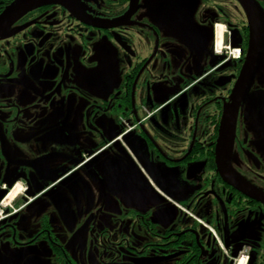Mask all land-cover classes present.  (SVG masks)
Returning <instances> with one entry per match:
<instances>
[{"label": "flooded vegetation", "instance_id": "obj_1", "mask_svg": "<svg viewBox=\"0 0 264 264\" xmlns=\"http://www.w3.org/2000/svg\"><path fill=\"white\" fill-rule=\"evenodd\" d=\"M242 248L264 264V0H51L0 34V264Z\"/></svg>", "mask_w": 264, "mask_h": 264}, {"label": "water", "instance_id": "obj_2", "mask_svg": "<svg viewBox=\"0 0 264 264\" xmlns=\"http://www.w3.org/2000/svg\"><path fill=\"white\" fill-rule=\"evenodd\" d=\"M51 0H16L11 6L5 9L0 14V34L7 29L9 25H11L18 17H20L22 14H24L29 9L33 8L34 6L45 3ZM253 41V39H252ZM251 41V44H252ZM252 49L249 51L246 63L249 59L252 57L255 59V55L252 54ZM246 66V65H245ZM247 68V67H246ZM244 67V70L242 72L241 80L244 82L245 76L247 75V69ZM242 84V83H241ZM226 127L223 126L222 133L225 132ZM224 137V136H223ZM231 145V144H230Z\"/></svg>", "mask_w": 264, "mask_h": 264}, {"label": "built area", "instance_id": "obj_3", "mask_svg": "<svg viewBox=\"0 0 264 264\" xmlns=\"http://www.w3.org/2000/svg\"><path fill=\"white\" fill-rule=\"evenodd\" d=\"M225 48L229 51V54L232 57H238L239 56V52H240L239 48L230 49V47L228 45L224 46L223 42H222V34H221L220 39H218V33H217V30H216V49H217V51L221 52ZM237 50H239V51H237Z\"/></svg>", "mask_w": 264, "mask_h": 264}, {"label": "clouds", "instance_id": "obj_4", "mask_svg": "<svg viewBox=\"0 0 264 264\" xmlns=\"http://www.w3.org/2000/svg\"><path fill=\"white\" fill-rule=\"evenodd\" d=\"M247 249L242 248L237 255L236 264H247L248 256L246 255Z\"/></svg>", "mask_w": 264, "mask_h": 264}, {"label": "bare ground", "instance_id": "obj_5", "mask_svg": "<svg viewBox=\"0 0 264 264\" xmlns=\"http://www.w3.org/2000/svg\"><path fill=\"white\" fill-rule=\"evenodd\" d=\"M222 32H223L222 26H218V29H217L218 39H220Z\"/></svg>", "mask_w": 264, "mask_h": 264}, {"label": "snow or ice", "instance_id": "obj_6", "mask_svg": "<svg viewBox=\"0 0 264 264\" xmlns=\"http://www.w3.org/2000/svg\"><path fill=\"white\" fill-rule=\"evenodd\" d=\"M237 51H239V50H237ZM18 190H22V189H18Z\"/></svg>", "mask_w": 264, "mask_h": 264}]
</instances>
